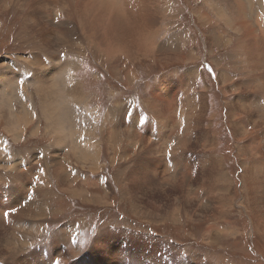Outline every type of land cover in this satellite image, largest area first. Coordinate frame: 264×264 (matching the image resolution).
<instances>
[{"label": "bare ground", "instance_id": "6f19581e", "mask_svg": "<svg viewBox=\"0 0 264 264\" xmlns=\"http://www.w3.org/2000/svg\"><path fill=\"white\" fill-rule=\"evenodd\" d=\"M128 1L134 3L137 0ZM121 2L123 0H0V14L11 7H14L15 12L16 10L21 11L22 28L17 35L16 42L22 41L27 45V40L35 42L38 40L40 45L46 47L51 53L47 59L34 55L19 56V59L15 60L7 57L1 58L0 117L6 121L7 134L11 135L14 142L19 141L27 128L32 127L33 120L27 118L28 109L25 101L19 100L12 87L18 84L20 90L29 98L27 85L30 84L33 87V94L37 96L38 107L45 122L44 130L54 138V144L59 147H57L58 155L55 150H52L51 154L49 153L51 155L49 162L43 167H37L35 163H27L29 155L21 159L24 161L23 168L22 165L17 164L19 162L16 160V164L9 165L13 181L9 184L1 182L0 185V264H56V261H59V264H212L211 261L215 260L214 258L208 261L200 256H189L190 254L187 256L183 247L174 246L157 237L117 227L101 230L86 250L78 248V231L74 225H64L50 233L45 231L46 223L50 222L51 215L48 205L50 202L54 203L57 196L52 194L49 186L51 183L48 179L40 184H32L35 180L30 182L27 176L31 178L39 173L43 178H53L64 185L66 195L93 204L104 203L103 199L111 194L110 186L103 178L90 180L92 182L90 189L103 190L106 196L89 194L88 189L77 187L81 176H78L77 172L70 167L73 160L79 162L80 165L83 164L82 166L90 165L92 169L89 171L94 173L100 161L98 152L101 150L96 148V151L90 152L89 146L85 143L78 144V139H75L74 133L77 135V129H73L75 126L69 118L68 108L70 109L69 106L72 105L85 106L87 95L84 91V84L77 80L78 78L75 79L78 63L71 61L68 57L58 61V55L62 51L67 52L66 49L70 43L80 44L82 42L83 38L78 31L84 28L82 23L90 21L91 15L96 17L98 14L100 18L102 11L108 13L111 7ZM240 2L243 4L244 0ZM95 3L97 7L91 14L87 12L81 15L83 8L88 10L90 4ZM48 5L52 9V11L48 10L49 13ZM216 6L214 10L217 16L231 32L239 36L240 43H245L247 38L256 39L253 36L257 32L255 29L259 31L264 27V7L262 6L259 9L263 14V20L256 23L251 18L254 14L247 5L250 22H245V18H241V16L244 17L242 13L245 15L244 11L241 14L237 13V18H233L234 15ZM50 28L54 30V33L50 31ZM122 41L114 42L113 48L118 49L113 54L109 53L110 57L117 55L120 57L122 53H125L124 47L127 49L130 47L127 42H124L125 46L121 47ZM247 52L248 50L243 53L246 57ZM107 61L105 59V63ZM239 62L242 65L235 70H239L240 74L244 71L250 74L252 73L250 64L256 66L254 60L246 62L239 60ZM258 66L261 67L260 64ZM27 70L31 71V78H28ZM111 71L119 73L120 70L114 66ZM50 73H52L51 79L45 82V76ZM198 74L199 71L193 69L179 77V81L183 84L182 87L188 88L183 91L185 94L179 100V106L171 110L174 111L172 119L157 112L155 124H152L151 128L150 119L143 115L141 109L134 114H128L127 111H130L134 104L127 100H119L114 103L117 107L109 118L110 122L104 124L105 121L102 125L105 132V143L108 144V149L112 154L132 161L138 147L140 156L128 164L125 171L122 170L121 175L124 178L120 181L123 190L127 192L133 204L143 212L145 211V215L154 221L157 219V221L164 222V219L170 216L176 223L188 217L195 223L206 221L214 223L215 220L223 217V213L230 215L234 210L233 204L236 201L233 196V179L229 178L233 176L228 175L224 167L225 163L216 160L211 153L205 151L209 150L212 142L214 145L215 138L211 136L209 130L204 129L206 99L199 95L197 87L195 89L196 77L194 76ZM15 75L16 82L12 83ZM62 75L64 80L61 79ZM190 76L193 77L190 78ZM128 77L131 79L130 75ZM221 78L224 77L221 76ZM246 81L248 84L244 87L251 86V89L255 88L259 94L254 95V101L247 103L249 93L255 92L248 91L247 93L245 90L241 92L239 87L241 95L228 105V110L231 111L230 117L233 123L237 116L235 112L238 111L246 115L252 127L260 129L261 132L260 135H255L246 143L239 144L237 151L241 156L246 155L254 160L243 166L241 183L247 194L252 217L250 220L253 225L250 224V228L253 232L256 231L264 241V200L258 196L264 195V166L258 162V151L261 146L264 148V122L259 118L264 115V101L259 99L264 88V76H248ZM7 82L9 84L5 85ZM163 85L158 82L155 89L162 90V94L167 95L168 86ZM30 92L32 96V91ZM13 100L20 101V111L16 110L17 107ZM142 100L148 110L155 114L149 107L151 103L149 99L144 97ZM159 100L158 98L157 101ZM260 102L263 106L258 108L256 105ZM127 107L131 109L127 110ZM129 115L132 118H129ZM127 122L129 125L126 126ZM140 127L141 131L137 130ZM245 127L241 122H237L231 125V131L237 137L244 136L248 132ZM39 130H41V124L31 129V135H35ZM136 131L140 134L138 140L134 139L137 138ZM124 142L127 147L121 152L119 143ZM204 142L206 145L202 144ZM34 160L36 161V158ZM25 163L27 168H24ZM9 166L6 165V167ZM9 191L12 194L11 197H9ZM5 212L8 213L7 218H5ZM220 226L223 227L222 222L208 225L207 233L202 235L208 237L205 245L217 244L220 239L222 240L221 230H224ZM230 229L229 232L239 234L238 229L234 227ZM245 233L247 232L244 231L242 235ZM42 240V243H36ZM29 248H31L30 253H28ZM213 264H227V262L217 259Z\"/></svg>", "mask_w": 264, "mask_h": 264}, {"label": "rangeland", "instance_id": "374dc122", "mask_svg": "<svg viewBox=\"0 0 264 264\" xmlns=\"http://www.w3.org/2000/svg\"><path fill=\"white\" fill-rule=\"evenodd\" d=\"M244 2L242 4L240 0H137L134 3H129L128 0H123L120 4L111 7L108 13L102 11V17L99 18L98 14L96 17L91 15L89 22L82 23L84 28L78 31L83 38L82 42L80 44L70 43L69 49H66L67 52L62 51L58 55V61L68 57L71 61L78 63L75 79L78 78L77 80L84 84V91L87 95L85 106L72 105L69 106L70 109L68 108L69 118L75 126L73 129H77H75L77 135L74 133L75 139H78V144L85 143L89 146L90 152L96 151V148L101 151L98 152L100 161L95 167L96 172L89 171L92 169L90 165L82 166L83 164L80 165L75 160L70 167L77 172L78 176H81L77 183L79 189H88L89 194L104 196L103 190L90 189V183H92L90 180L103 178L109 184L111 194L105 195L104 203L93 204L66 195L64 185L53 178H43L39 173L31 178L27 176V180L30 182L35 180L32 184H40L49 180L51 192L57 196L54 203L50 202L48 205L51 215L50 222L46 223L45 231L50 233L61 226L74 225L78 231V248L86 250L92 239L101 230L117 227L157 237L174 246L183 247L187 256L189 254V256H200L208 261L214 258L215 260L222 259L227 264H264V241L250 228V224L253 225L250 220L252 217L247 194H245L241 183L243 166L254 160L246 155L241 156L237 151L239 144L246 143L255 135H260L261 132L260 129L252 127L251 123L247 121L246 115L238 113V111L235 112L237 116L233 123L230 117L231 111L228 110V105L241 95L242 90L247 93H249L248 91L255 92L249 93L247 103L254 101V95L259 94L255 88L251 89V86L246 88L244 85L248 84L246 81L248 76H264V27L259 31L255 29L257 32L253 36L256 39L249 36L251 38H247L245 43H240L239 36L225 26L214 10V6L218 5L217 8L222 7L234 15L233 18H237V13L241 14L244 11L245 15L242 13L241 15L244 17L241 16V18H245V22H250L247 5L254 14L251 18L255 23L263 20V14L259 8L260 6L264 7V0H244ZM90 5L88 10L83 8L81 15L87 12L91 14L97 7L96 3ZM50 7V5L47 6L49 8L47 11H52ZM20 16L21 11L16 10L15 12L14 7L0 14V61L2 57L15 60L19 59V56L29 55L47 59L51 53L46 47L40 45L38 40L36 42L27 40V45L22 41L16 42L17 35L22 28ZM50 31L54 33L51 28ZM116 40H123L121 47L125 46L124 42H127L130 47L128 49L124 47L125 53H122V56L110 57L109 53L113 54L118 49L117 47L113 48ZM247 50L246 57L243 53ZM105 59L108 60L106 63ZM239 60L244 62L254 60L256 66L249 63L252 73L247 74L244 71L243 74H240L239 70H235L242 65L241 62L238 63ZM114 66L120 70L119 73L111 71ZM209 66L212 72L208 71ZM193 69L199 71V74L194 76L196 77L195 89L197 87L199 95L206 99L204 129L209 130L211 136L215 138L214 145L212 142L209 150L205 151L211 153L216 160L225 163L224 167L227 169L228 175L233 176L229 178L233 179V196L236 201L230 215L223 213V217L214 221V223L222 222L223 227H220L224 231L221 230L222 240L220 239L221 241L219 240L217 244L213 245H205L208 237L202 236L207 233L208 225H213V222L195 223L188 217V219L180 221V224L170 216H167L164 222L157 221V219L154 221L145 215V211L143 212L133 204L128 198L127 192L123 190L120 180L124 178L121 174L126 170L127 165L140 156L139 149L137 147L136 151L133 150L135 155L132 161L117 157L108 149L109 146L104 140L105 132L102 129V125L110 122L109 118L117 107L114 103L119 100H127L134 104L132 109L127 107V110L131 109L127 111L128 114H134L141 109L143 115L150 119L149 126L151 128V125L155 124L157 112L172 119L174 111L171 110L179 106V100L185 94L183 91L188 88L182 87L183 84L179 81V77ZM128 75L131 76V79ZM27 76L31 78V71L27 70ZM51 76L52 73L47 74L44 81L49 82ZM14 77L12 83L16 82V75ZM192 77L190 76V78ZM61 79L64 80L63 75ZM158 82L164 84L163 86H168L167 95H163L162 90L155 89ZM8 84L7 82L5 85ZM12 88L19 100L25 101L28 109L27 118H32L33 124L32 127L27 128L19 141L14 142L11 135L7 134L5 119L0 117V185L1 182L9 184L13 181L11 179L12 172L9 169L10 166L16 164L15 160L23 168L24 161L21 159L29 155L30 161L27 158V163H35V166L43 167L49 162L52 150H55L58 155L59 148L54 144V138L44 130L45 122L38 107L37 96L35 93L33 94V87L30 84L27 85L29 98L20 90L18 84ZM263 89L259 99L264 101ZM30 91H32V96ZM144 97H147L151 102L149 107L155 114L151 113L144 105L142 100ZM158 98L159 101H157ZM19 100L16 101L17 103L15 100L13 102L17 107L16 110L20 111ZM256 106L259 108L263 105L260 102ZM129 118H132L131 115ZM259 118L264 122V115ZM237 122L246 126L248 132L244 136L237 137L231 131V125ZM38 124H41V130L35 135H31V129L34 126L37 127ZM127 125H129L128 122ZM137 130L141 131V127ZM137 132H135L137 138L134 139L138 140L140 134ZM119 144H121L119 150L122 152L127 144L125 142ZM195 144L197 145V143ZM202 144L206 145L205 142ZM260 148L258 162L264 166V148L262 146ZM32 161L34 162L32 163ZM6 165L10 166L6 167ZM24 168H27V165ZM11 196L9 191V197ZM258 196L264 200V195ZM155 204L160 205L159 203ZM171 222L175 224L173 225ZM233 227L238 229L237 233L239 234L229 232ZM242 230L247 233L242 235L244 232ZM42 242L43 240L36 243ZM30 251L31 248L28 253ZM215 260L211 262L214 263Z\"/></svg>", "mask_w": 264, "mask_h": 264}, {"label": "snow or ice", "instance_id": "6c2138e0", "mask_svg": "<svg viewBox=\"0 0 264 264\" xmlns=\"http://www.w3.org/2000/svg\"><path fill=\"white\" fill-rule=\"evenodd\" d=\"M208 71H209V72H212V69H211V67H210V66L208 67ZM21 94H22V93H21ZM30 198H31V197H29V199H30ZM4 215H5V218H7V216H8V213H7V212H5V213H4ZM56 264H59V261H56Z\"/></svg>", "mask_w": 264, "mask_h": 264}, {"label": "crops", "instance_id": "0c3cea01", "mask_svg": "<svg viewBox=\"0 0 264 264\" xmlns=\"http://www.w3.org/2000/svg\"><path fill=\"white\" fill-rule=\"evenodd\" d=\"M256 232V231H255Z\"/></svg>", "mask_w": 264, "mask_h": 264}]
</instances>
